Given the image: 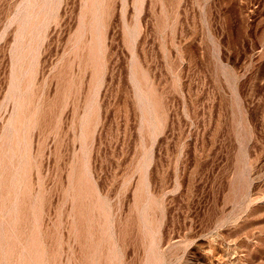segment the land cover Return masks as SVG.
<instances>
[{
  "label": "rangeland",
  "instance_id": "1",
  "mask_svg": "<svg viewBox=\"0 0 264 264\" xmlns=\"http://www.w3.org/2000/svg\"><path fill=\"white\" fill-rule=\"evenodd\" d=\"M0 264H264V0H0Z\"/></svg>",
  "mask_w": 264,
  "mask_h": 264
}]
</instances>
